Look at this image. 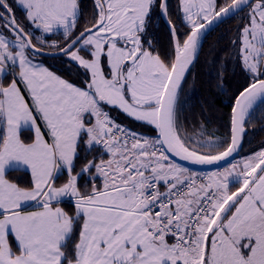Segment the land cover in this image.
<instances>
[{
  "label": "snow or ice",
  "instance_id": "1",
  "mask_svg": "<svg viewBox=\"0 0 264 264\" xmlns=\"http://www.w3.org/2000/svg\"><path fill=\"white\" fill-rule=\"evenodd\" d=\"M238 13L248 82L223 138L203 121L189 134L181 90L202 33ZM82 18L80 0H0V264H264V143L230 161L264 104V0H92ZM56 53L78 83L39 60Z\"/></svg>",
  "mask_w": 264,
  "mask_h": 264
},
{
  "label": "trees",
  "instance_id": "2",
  "mask_svg": "<svg viewBox=\"0 0 264 264\" xmlns=\"http://www.w3.org/2000/svg\"><path fill=\"white\" fill-rule=\"evenodd\" d=\"M80 2L83 22V19H87L91 14L92 0H80ZM168 2L170 10L175 11L177 0H168ZM16 16L18 19H23L22 12L19 10L16 11ZM242 23V20L232 17L208 33L198 58L186 75L181 90V103L183 115L187 117L189 134L194 127L193 122L201 121L206 124L207 130L213 134V138H223L228 130L231 106L234 103L233 97L238 89L246 86L248 82L246 74L242 72L237 60L239 45L233 44L237 38V29ZM150 35L161 52L167 51L168 30L159 17L155 18V25L150 29ZM51 41L62 42V33L51 34L49 42ZM45 50L55 51L49 50L47 46H45ZM55 58L39 57V59L47 61L51 69L68 80L78 83L81 77L77 74L75 67H69L68 58L63 55ZM221 75L223 86H221ZM116 111L118 110H113L111 114L122 125L145 135L155 134L151 126L134 121L125 115H115ZM247 119V132L240 151L244 154L258 150L264 143V104L258 102ZM10 175L19 178L22 182L28 179L16 172ZM62 180L63 177L57 183ZM61 206L68 211L72 210L70 202L64 201Z\"/></svg>",
  "mask_w": 264,
  "mask_h": 264
},
{
  "label": "water",
  "instance_id": "3",
  "mask_svg": "<svg viewBox=\"0 0 264 264\" xmlns=\"http://www.w3.org/2000/svg\"><path fill=\"white\" fill-rule=\"evenodd\" d=\"M230 18H232V17H225V18H223L222 21H217L212 26H210L208 29H206L204 31V33H202L201 46L198 48L197 55H199L200 50H201L202 45H203V42H204V39L208 35V33H210L213 29H215L217 26H219L222 22H224V21H226V20H228ZM45 51L49 52L48 50H45ZM51 52H54V51H51ZM61 55L62 54L56 53V54H48V55H44V56L56 57V56H61ZM242 144H243V141H242ZM240 151H241V149H240ZM240 151L237 154H234V156L232 158H230V161H233L240 154ZM174 159H175L176 163H179V164H181L184 167L190 168L193 171H212V170H215L217 167L222 168V167L226 166L225 162H220L218 165H213V166H201V165H193V164H191V163H189L187 161H181L178 158H174Z\"/></svg>",
  "mask_w": 264,
  "mask_h": 264
},
{
  "label": "rangeland",
  "instance_id": "4",
  "mask_svg": "<svg viewBox=\"0 0 264 264\" xmlns=\"http://www.w3.org/2000/svg\"><path fill=\"white\" fill-rule=\"evenodd\" d=\"M57 33H59V32H57ZM37 35H39V33L37 32L36 33ZM53 34V33H52ZM48 36H50V34H47ZM48 58H51V59H56L55 57H48ZM119 111V110H118ZM118 111H116V113H115V115H119V116H121V115H125V114H123V113H121L120 111L118 112ZM126 116V115H125ZM116 119V118H115ZM118 120V119H117ZM150 134H152V133H150ZM149 136V135H148ZM244 155H246V154H244V153H240L237 157H236V159L235 160H239L242 156H244ZM221 170L223 169V168H220ZM216 170V169H215ZM215 170H212V171H215ZM200 172V171H199Z\"/></svg>",
  "mask_w": 264,
  "mask_h": 264
},
{
  "label": "crops",
  "instance_id": "5",
  "mask_svg": "<svg viewBox=\"0 0 264 264\" xmlns=\"http://www.w3.org/2000/svg\"><path fill=\"white\" fill-rule=\"evenodd\" d=\"M51 35V34H50ZM39 60H41L42 62H43V64L46 66V67H48L49 68V70H51V71H53V72H55L57 75H60L59 73H57L55 70H53V69H51L50 68V66L48 65V62L47 61H45V60H42V59H39ZM60 76H62V75H60ZM64 79H67V78H65L64 76H62ZM68 80V79H67ZM248 154V153H247ZM65 201H67V202H70V201H68L67 199H65Z\"/></svg>",
  "mask_w": 264,
  "mask_h": 264
},
{
  "label": "flooded vegetation",
  "instance_id": "6",
  "mask_svg": "<svg viewBox=\"0 0 264 264\" xmlns=\"http://www.w3.org/2000/svg\"><path fill=\"white\" fill-rule=\"evenodd\" d=\"M245 11H246V9H245ZM244 15V13H238L234 18H236V20L237 19H240V17H242ZM241 20V19H240ZM243 24V23H242ZM242 26V25H241Z\"/></svg>",
  "mask_w": 264,
  "mask_h": 264
}]
</instances>
